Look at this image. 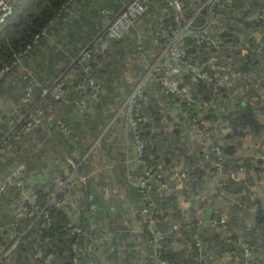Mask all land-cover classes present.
Segmentation results:
<instances>
[{
	"label": "crops",
	"instance_id": "obj_1",
	"mask_svg": "<svg viewBox=\"0 0 264 264\" xmlns=\"http://www.w3.org/2000/svg\"><path fill=\"white\" fill-rule=\"evenodd\" d=\"M124 1L73 0L64 13L48 26L45 32L41 34L38 42L23 59L31 73L30 77L33 81L32 96L35 99L37 97L40 98V87L47 85L54 79L83 46L82 44L104 26L106 21L121 7ZM159 15L162 16V11L158 8L143 14L140 22L138 20L123 38L111 44L108 55L99 63L97 70H95L97 80H100L103 84L100 96L107 90L112 98L111 102H101L100 97H98L97 100L90 103L89 99L86 98V105L82 111L76 109L73 96L62 97L59 102V104L61 103V108L58 110L61 111V118L70 127V131L73 132L79 126L80 136H77V144L81 145L84 144L83 141L85 140L91 141L99 137L96 143L102 146L101 148L96 146L91 151H88L89 157L82 167L92 175L93 181L86 183L85 180L86 184L84 183L83 185L79 183L81 191H84L85 196L92 199L96 205L95 210L86 213L85 216H87V223L91 231L90 235H102L104 237L102 242L103 256L102 259L99 258L101 260L100 264H154L151 249L144 239V235L141 233L139 235L142 238H138L136 231L141 226L138 223L142 219V216L137 211V198L139 195L135 185L132 183L134 175L139 172L136 145L133 142L132 133L126 128L124 114L121 115L122 112L117 107L118 102L113 98V88L107 85L105 80L113 59L119 58L123 69L124 62H126L127 68L123 72L121 71L122 74L121 72L119 74L122 77L129 76L130 73L136 70V62L141 63L142 61L138 52L134 50L137 40L143 42L148 56L153 54L154 50L151 49L150 45V34ZM114 49L118 51L114 53ZM254 59L259 61V57H254ZM260 63L264 65V58L260 59ZM138 72H140V69ZM259 72L262 71L258 70V72L253 74L257 76L255 79L256 83L261 80L260 75L262 74ZM234 74L233 72L229 75L239 78L238 75ZM247 75L251 74L248 73ZM233 82L235 84V78L225 79L221 87L224 99L220 101L216 98L217 96L211 97L208 100L210 103L208 102L198 107V114L201 121L210 126V130L214 129V133L210 131L209 137L219 144L232 143L234 145L235 152L229 158H236L239 155L242 158L241 154L244 149L253 156V158H248L245 162L246 166L242 171L234 175H229L226 172L223 175L226 183H236L241 186V190L226 191L225 193L222 192L221 195L216 194V196H213L216 193V185L211 184L212 182L209 179L208 161L201 159L199 156L200 146L198 145L196 148L190 141H183L184 150L177 158H182L183 161L191 163V170L195 173L192 177L194 185L191 186L189 183L181 185V182L174 181L165 187H155L151 192L153 202H157V206L168 217V220L178 223L186 240L195 235L201 238L205 251V264H227L231 257L228 256L227 249L222 244L225 241V235H229V232L236 233L239 236L245 235L248 232L243 227L245 225L251 227L253 222L256 225L253 229H250L247 236H250V241L258 247L255 253L256 258L264 259V220L259 223L255 222L256 210L260 209L261 215L264 217V186L258 180V170L260 165L263 164V160L259 157L260 151L257 143L258 140L264 139V117L261 115L259 120L255 119V124L253 123L252 125L255 128V132L251 134L241 127L245 125L241 119L236 116L231 119L222 113L223 109H228L234 102L236 103L238 100L244 102L243 97H236V90L233 85H230ZM22 83L18 66L13 67L0 79V133L4 129V125L9 121L7 112L14 108L16 104L18 105L19 95L10 96V93H16L17 91L20 93ZM118 83H120V80ZM156 84L149 81L145 84V88L155 98L154 105L157 104V108L159 107L160 117L158 121L161 124L166 116L163 109L166 106L169 108L170 103L168 100L160 98L158 92L162 89ZM77 91L72 89L70 93L74 95ZM241 92L242 89H239L240 95ZM88 96L93 98L90 95ZM35 104H32V106ZM216 108H218L217 111ZM258 108L264 111L263 105ZM76 119H78V124H76ZM239 121L242 125L239 124ZM39 123L38 127L42 126L44 131L47 130L45 137L49 140V131L53 128L50 127V124L49 128L46 123V125ZM106 124V129L103 130ZM54 130L56 129L54 128ZM69 135L76 134L73 132ZM253 136L255 140L252 138ZM193 138L199 144L196 136H193ZM74 139H76V136L72 137V140ZM54 144L58 145L57 141H54ZM193 147L195 149L192 152L194 154L192 158L191 151ZM197 149L199 150L197 151ZM48 153L42 151L39 153L38 159ZM8 154L9 157H4L3 154L0 155V178L9 170L8 166L4 164V158H10L11 153L9 151ZM173 156L170 153L164 154L163 151H160L159 156L156 158L167 169L175 159L172 158ZM10 160L12 161L11 158ZM70 164L68 166L71 168ZM35 166H32V168ZM74 171H77V169H74ZM46 172H48V169H46ZM106 172L108 174L111 173V182L107 181L106 177L104 179L106 181L102 179ZM44 173L42 172L40 175L32 172L28 173L26 182L23 183L21 188L8 187L5 193L0 194V224L11 218L13 210L22 202L26 195L42 187L43 184L39 182L45 177ZM115 173H119V175L117 176ZM196 188L204 197L201 203L196 202L195 192L190 193L189 191ZM238 192L242 194L239 197L237 196ZM205 205L211 206V212L216 213V209L220 211L218 220L212 215L207 220L202 218ZM231 208L235 210H231ZM231 213L234 215L232 218L230 217ZM169 215L172 217H169ZM197 219H200L201 222L199 221L196 226L195 221ZM219 219L230 220L228 228H220L221 221L219 222ZM160 224L164 225L162 219H155L153 222L154 227H159ZM201 226L205 227L204 230L201 229ZM184 231L186 233L189 231L187 236ZM217 233H219V236H216ZM14 234L15 229L10 227L0 231L2 241L7 242V245L14 239ZM160 249L163 252L172 251L173 257L170 260L175 264L187 262L191 258L189 245L186 242H181V240L160 245ZM82 264L91 263L87 260L82 262Z\"/></svg>",
	"mask_w": 264,
	"mask_h": 264
},
{
	"label": "built area",
	"instance_id": "obj_2",
	"mask_svg": "<svg viewBox=\"0 0 264 264\" xmlns=\"http://www.w3.org/2000/svg\"><path fill=\"white\" fill-rule=\"evenodd\" d=\"M163 1L165 3L163 9L169 11L174 28L170 32L163 31V15L157 17L150 34V45L151 49L154 50L151 56H148V52L145 51L141 40L135 42L134 48L142 59L141 63L144 66V73L142 71L143 74L138 82L132 86L125 99L126 128L132 133L133 140L135 141L133 142L136 145V159L139 165V172L132 179V183L135 185L139 195L137 211L142 216V225L136 230L137 237L142 238L139 234L145 229L149 233V237L144 239L151 249L154 264H172L168 259L160 257L159 240L162 237L168 236L171 232H174V237H177L179 236V232L177 231L178 225L176 222H171L166 229L153 226V222L158 217L159 210L157 211L149 192L155 187H165L174 181L183 182L186 179L189 167L184 163L173 164L166 171H161L160 168L162 166L160 163L153 162L150 165L145 163L144 159L141 158L143 142L136 132L137 121L140 117L137 116L135 110L141 105V101L147 99L145 84L149 81L157 83L162 91L170 95L179 115L188 118L187 131L196 135V138L200 142L199 156L201 159L209 161V167H211L209 179L218 185L220 182L219 177L222 173L221 167L226 160V154L221 151L220 145L217 142L209 140L199 127V122L201 121L196 110L199 105L207 104V98L201 96L202 99L199 101L197 94L193 90V86L202 81L212 91L217 92L228 77L227 70L228 67H231V61L234 58L231 56V49H239L245 54L240 57V61H247L251 58L248 54H264V0H260V3L255 7L250 6L252 10L247 14L243 10L247 9V2H254L253 0H243L241 3L235 0ZM13 2L14 0H0V24L11 13ZM146 2L147 0H125L121 7L106 21L104 26L97 30L72 59L69 60L66 65L67 70L60 71L50 83L40 87L39 96L43 98L44 103L25 108L26 111L19 119L21 122L19 131L21 133L26 134L28 129L37 122L44 121L45 123H50V119H53L51 124L55 129L63 134L69 132L70 127L64 120L59 118L54 119V107L55 103L66 94L67 85L70 87L68 82L71 80V71L74 68L80 69L81 77L77 82V88L81 92H87L91 97H95L101 89V83L91 74L94 55H102L113 40L119 39L128 33L142 17L146 8ZM188 3H192L193 8L191 16L186 17L184 12ZM201 9H205V12L201 15L200 22L195 24L192 17ZM241 11L244 14L240 13ZM234 18L243 19L249 25L240 30V32L235 31L232 35H221L219 33V26L224 20L229 21L230 25L235 23L233 22ZM250 21L255 22L252 25ZM38 36L39 34L35 33L21 50L16 51L13 61L5 63L0 67L1 77L5 72L11 70L13 66H18L20 78L23 80L19 100L25 104L31 99L33 83L30 82V72L21 62L20 56L31 47ZM186 37H192L198 46L203 45V52L198 51V48H196L195 51L187 53L186 47L183 44V39ZM250 37L252 41L249 40ZM223 51L227 52V54L223 55ZM189 60L191 63L188 62ZM263 67L264 65H261L263 74L260 75V78L262 81H264L262 79L264 78ZM182 71L184 72L182 73ZM186 73V77L181 76ZM85 105L86 97L80 95L75 100L76 109L82 111ZM141 119L143 120L144 117ZM11 132L0 135V155L5 151L6 142ZM257 143L260 151L259 157L263 160V164L260 165L258 170V180L264 186V139L258 140ZM146 155L147 158L153 159L151 153H147ZM241 156L253 158L251 153L245 149ZM243 168V163H239L238 167L232 170L230 174L234 175L242 171ZM22 171V164L17 163L1 177L0 194L5 193L8 187H22L24 182ZM80 179L83 182L85 181L84 177H80ZM66 181L57 180L56 185L52 187L53 193L48 197L47 203H53L54 205L66 203L69 194L68 190H66L68 186L65 187L67 185ZM55 194H58L59 197H54ZM87 199L88 197L85 196L83 201H85V204L87 203V209L93 212L96 205L93 201L86 202ZM39 214L45 215L44 207L36 203L33 193L26 195L22 202L13 210L11 218L0 224V231L7 227L15 229L14 239L9 245L1 243L0 240V258L3 256L7 258L11 249L9 247L14 245L18 237L24 233L25 228L20 232L16 230L18 220L25 216L34 219ZM196 223H199V219H197ZM70 232L75 235L82 234L87 238L86 242L83 243V247L78 246L73 241L71 249L74 252H87L90 256L89 262L91 264H100L101 260L99 258L102 259L103 256L102 242L104 237L102 235H89L79 225H72ZM192 245L194 250L192 264H204L205 252L202 242L199 238L194 237ZM228 255L231 257L232 264H264V259L256 258V254H253V249L247 244L243 246L240 255H231L229 252ZM46 258H49V253L46 254ZM71 262L72 264H78L76 254L71 256ZM42 264H48V260Z\"/></svg>",
	"mask_w": 264,
	"mask_h": 264
},
{
	"label": "trees",
	"instance_id": "obj_3",
	"mask_svg": "<svg viewBox=\"0 0 264 264\" xmlns=\"http://www.w3.org/2000/svg\"><path fill=\"white\" fill-rule=\"evenodd\" d=\"M72 1L73 0H14L12 4L11 13L6 17L5 21L2 24H0V67L5 63L13 61L15 58L14 54L16 53V51L21 50L24 47V45L33 37V35L35 33H38L39 36L36 39V41L31 45V47L25 53H23L20 56L21 62L23 63V65L26 66L23 60L24 56L38 42L41 34L45 32L48 26L51 25L57 18H59L64 13L65 9L71 4ZM198 1H202V0H198ZM238 1L241 3L243 0L242 1L238 0ZM249 3L247 2V5H246L247 9L243 10L244 13L246 14L252 10V7L257 6L258 1H255V2L250 1ZM164 4L165 3L163 0H147L146 8L143 14L153 11L154 8L160 9L162 11V15L164 19V24L162 26L163 31L170 32L171 29L174 28V26H173V22L169 14V11L166 9H163ZM188 5L190 6L188 7ZM192 8H193L192 3H188L186 6V11L184 13L186 17L191 16ZM243 11H241L240 13H243ZM204 12H205V9L199 10V12L192 17L193 23L195 24L199 23L201 20V15H203ZM244 21L243 19H240V18H234L233 22L235 23H232L230 25L229 21L224 20L223 23L219 26V30H220L219 33L221 35H232L234 34L235 31L239 29L243 30L246 26L249 25V23H246ZM250 22H252V25H253L255 21H250ZM90 38L91 37H89L87 40H89ZM119 39L113 40L110 43L109 47L104 51L102 55L100 54L94 55V58L92 60V69H91V74L93 75V77L96 78L95 70H97L99 63L102 60H104L106 56L108 55L107 53L110 50L111 44L114 41H119ZM249 40L252 41L251 37ZM86 42H84L82 45L84 46ZM183 44L186 47L187 53L195 51L196 48H198V51H201V52H203L204 50V46L203 45L198 46L192 37L184 38ZM117 51L118 50L115 49L114 53H116ZM188 62L191 63L190 60ZM233 63L236 64L237 68L243 71H246L248 66L252 67L251 68L252 70L249 72L252 75L250 76L251 83L243 82L244 84H246V89L248 90V91H245L246 96L245 98H243L244 102L238 100L236 103L234 102V104H232L228 109L226 110L223 109L222 113H224L231 119H233L232 117L234 116H236L238 119H241L242 123L245 124L241 127L244 128L246 131L250 132L251 134H253V132H255V128L252 125L253 123L255 124V119L259 120L261 118L260 117L261 115H263L264 117V114H263L264 111L258 108L261 105L264 106V81L260 80L258 83H256L255 79L257 76L253 75V71H255V73L258 72V70L253 69V66L255 67L258 66L259 61L254 59L253 57L247 61L241 60L239 63H237V59L232 58L231 68H233L234 66ZM66 68L67 67L65 66L60 71L67 70ZM262 69L264 71V67ZM7 72H5L0 77V79H2ZM183 72L184 71H182V73ZM71 74H72L71 80L69 81L68 79L69 81L68 83L70 84L71 87H73L72 89L74 91L75 90L80 91L77 88V82L80 80V77H81L80 69L74 68V70L71 71ZM181 76L186 77L187 73ZM262 79L264 80V78ZM30 80H31L30 82L33 83L31 77H30ZM193 87H194L193 90L195 91V94L199 96L198 97L199 101H201L202 99L201 96H205V98L208 99V98L217 96V93L223 90L220 87L217 90V92H214L207 85H204L202 81H199L198 83L194 84ZM100 92H101V89H100ZM145 92L147 93L146 94L147 99L141 101L140 103L141 105L135 110V112H137V116L140 117V119L137 121V126H136L137 131L136 132L140 136L141 138L140 140L143 142V153L141 154V158L144 159L145 163L151 165L153 164V162L159 163L156 157L159 156L160 151H163L164 154L170 153L171 155H173V151H172L173 149L171 148L172 150H169L166 147V145L164 144L162 145V143H160L159 138L156 139L157 132L155 131L156 129L155 130L153 129V127H154V122L156 123L159 122L158 121V118L160 117L159 107L157 108V104L154 105L155 98L152 97L151 94H149L147 90ZM163 95L167 97V100L169 101L172 109L176 111L175 113L178 116L177 121L179 122L180 126L174 129V133L175 135H180L181 137L180 131H183L186 128V125L188 124V118L179 115L176 107L173 104V100L171 99L168 93L164 92ZM61 99L62 97L59 100ZM32 102L36 103L35 105H37L38 103H39L38 105H41L44 103V100L41 97L40 98L37 97L36 99L34 98ZM32 102L31 101L28 102V105L30 107H32L31 105ZM217 109L218 108H216V111ZM58 111H59V115H57V117L55 115L54 119L59 118V119L64 120L63 118H61L62 117L61 111L60 110ZM207 115L211 116L210 114H207ZM142 117H144L143 120L141 119ZM171 119H174V118H171ZM49 122L50 123H46L47 126L49 127V124H50V127L51 128L53 127L54 129V126L51 124L53 122V119H50ZM41 123H44V125H46L44 121ZM20 124L21 122L20 123L16 122L14 124V129L19 131L18 127L20 126ZM239 124L242 125L240 121H239ZM150 128H152V130H150ZM9 134H13V133L11 132ZM212 141L216 142L215 140H212ZM198 145L200 146V143ZM220 147H221V151L224 154H226V160L224 161L221 167L222 173L219 177L220 182L218 186L215 188L216 193L213 194V196H216V194L221 195L222 192L224 193L226 191L229 192V190H232V191L241 190V186H239L236 183H231V184L226 183V179L223 177V175L226 172L230 175V172L232 170H235L238 167L241 157L237 156L236 158H229L235 152V147L232 143L230 144L226 143L225 145L224 144L220 145ZM176 148H178V150L175 149L177 151V154L178 155L181 154L184 150L183 141L181 142V144L179 143L178 147ZM194 149L195 147H193V150ZM147 153H151L153 155V159L147 158V155H146ZM242 158L244 159L245 157H242ZM73 160L76 161V159H73ZM18 162H21V161H18ZM182 163L188 165L189 172H190L191 170L190 165L186 161H183ZM172 165H173V162L171 163L170 166H168L167 169H169ZM243 165H244L243 167L246 166L245 162L243 163ZM78 167H80V165ZM153 167L156 168L155 166ZM162 168H160L161 171H162ZM78 170L80 169L77 168L76 172H78ZM210 172H211V167H209L208 176ZM78 182L81 185L85 183V181L83 182L81 179H79ZM193 185H194V182L192 181L191 186ZM66 190H68L69 192V190H72V189L68 185ZM82 192L83 194L85 193L84 191ZM32 193L35 196L36 203L44 207L45 215L39 214L34 219H32L31 217L25 216V217H22V219L18 220L17 222L18 225L16 227V230L20 232L25 228L24 233L21 234L20 237H18V239L16 240V243L10 249V252H9V255H7V258H5L4 256L0 258V264H40V263L42 264L46 262L47 260H48V264H72L71 256L73 254L77 255L78 264H82V262L90 260V256L87 252H84V251L74 252L71 249V243L73 241H75L78 246L83 247V243L86 242V239H87L86 236L82 234L75 235L70 232V228L72 225H79L85 231H87V234L89 233L90 235L91 231L88 227L87 216H85L86 213L90 212L87 209V203L85 204V201L81 199L82 207L80 208V211H78L76 220L71 221V218L67 210L65 209L66 203H62L60 205H54L53 203H47L48 197H50L51 193H53L51 186L43 185L42 187L37 188ZM54 197H59V195L55 194ZM86 202H92V199L88 198ZM154 205L156 206L157 211L159 210L160 212L159 218H161L164 223V225L160 224V226L157 228L166 229L171 222H176V221L168 220V217H166L162 213L161 209L157 206L158 205L157 202L154 201ZM231 210H235V209L231 208ZM216 213L218 214V217H219L218 211ZM256 213L257 214L255 216V222L256 223L262 222L264 220V217L261 215L262 214L261 210L260 209L256 210ZM233 216L234 215L231 213L230 217L232 218ZM169 217H172V216L169 215ZM229 222L230 220H225L223 222L221 221L220 228H228V226L230 225ZM255 225L256 224L253 222V225L251 227L245 225L243 228L249 233L250 229H253ZM177 231L179 232V236L177 237H174L175 233L171 232L169 233L168 236L160 238L159 246H158L160 250V255H161L160 257L166 258L172 264H175L170 260V258L173 257V252L172 251L163 252L160 249V245L168 244L171 241L181 240V242H184V243L186 242L189 245V249H191L190 260L187 262L181 263V264H192L193 255H194L192 238H189L186 240V238L183 235V231H181L179 225L177 227ZM188 233L189 231H187V233L184 231V234H186V236ZM248 233L245 235L243 234L239 236V235H236V233L229 232V235L225 237V241L222 243L224 245L223 247L227 249V253L229 252V254L231 255H234V254L240 255V253L242 252L243 246L247 244L249 247L253 249V254H255L257 252L258 247L256 244L250 241V236H247ZM142 234L144 235V238L149 237V233L147 232L146 229L142 232ZM216 236H219V233H217ZM0 240H1V243L7 245V242H3L1 237H0ZM47 253H49V258H46ZM204 261H205V258H204Z\"/></svg>",
	"mask_w": 264,
	"mask_h": 264
},
{
	"label": "rangeland",
	"instance_id": "obj_4",
	"mask_svg": "<svg viewBox=\"0 0 264 264\" xmlns=\"http://www.w3.org/2000/svg\"><path fill=\"white\" fill-rule=\"evenodd\" d=\"M235 1L238 2V0H235ZM253 1L254 2L258 1V3H260V0H253ZM189 6L190 5H188V7ZM185 11H186V9H185ZM139 22H140V19H139ZM237 32H240V29L237 30ZM114 51H115V49L113 50V52ZM230 53H231L232 57L237 59V63L240 62V57L245 55L239 49H231ZM251 53H253V52H251ZM226 54H227V52L223 51V55H226ZM248 55L251 58L254 57V56H258L259 57V63H260V59L264 58V54H260V55L248 54ZM251 58H249V59H251ZM124 63L126 64V62H124ZM136 63H137V65L135 67L136 70L133 73H130L129 76L127 75L125 77H122L119 74H120L121 71L123 72V70H125L127 68V65L124 64V69H123L122 68V64L120 62V59L119 58L116 59V60L113 59L111 61V65H110V67L108 69V74H106L105 82L107 83V85H109V86H111V88H113L112 89L113 98L116 99V101L118 102V106L117 107L122 112L121 115L124 114V118L125 117L127 118L126 105H125L126 96L130 92V89L132 88V86L136 82H138L139 78L144 73L143 64H140L138 62H136ZM233 65H234L233 68H231V67L229 68L228 67V70H227L228 77L226 78V80L228 78L229 79L230 78L237 79L235 84L233 82L230 85L234 86V88L236 90L235 95H236L237 98H239V97H243L244 95H246L245 91H248L246 89V84H244L243 82L251 83L250 76H252V75H247V74L252 70L251 69L252 67L248 66L247 70L243 71V70L237 68L235 63H233ZM139 69H140V72H138ZM253 69L261 70V66L260 65H258L256 67L253 66ZM142 71H143V73H142ZM122 72H121V74H122ZM233 72L235 73L234 75H238L239 78L237 76L233 77V76L229 75V74H232ZM254 73H255V71H253V74ZM259 73L263 74V72H259ZM119 80H120V83H118ZM98 81L100 82V80H98ZM102 85L103 84L101 83V87H102ZM156 86H158V85L156 84ZM239 89L240 90L242 89L241 95L239 93ZM71 90L72 89L69 86H67V92L64 95L65 98L73 96L75 98V100H76L78 98V96L81 95V96H84L87 99H89L90 103L95 101V100H97L98 97H100L101 102H104V103H107V101H109V102L112 101V98L109 95L107 90L105 92H103L102 96H100V93L102 91L101 92L99 91L100 93H98L97 96L93 97L95 99L90 98L88 96L89 94L87 92L77 91L74 95H71V93H70ZM158 93H159L161 99H163V100L166 99L167 100V97L165 95H163L164 93H163L162 90H160ZM11 95L18 96V95H21V93H19V91H17L16 93L15 92L14 93H10V96ZM197 97H199V96L197 95ZM216 98L219 99L220 101H222L224 99L223 90L219 91L217 93V97ZM31 99H34V96L31 95ZM210 99L211 98H208L207 101L210 100ZM32 101L33 100H31V102ZM60 101L61 100H59V101H57L55 103L54 116L56 115V117H57V115H59L58 109L61 108V103L59 104ZM209 103H210V101H209ZM32 104H34V103L32 102L31 105ZM199 106H203V104L199 105ZM26 107H30V106L28 105V103H26V104L25 103H21L20 100H19V97H18V105L16 104V106L14 108H11V110L7 112V115L9 116V121H8V123H6L4 125V129L2 130L0 135H3L5 133H7V132H11V130H12L13 134H9V138H8V140L6 142V149L2 153L4 157H9V154H8V151H9V153H11L10 154V158L12 159V161L10 160V158H4L3 157L5 159L4 160V164H6L8 166L7 168H9V170H10V168L12 166H14L15 164L21 163L22 164V168H23L22 174H23L24 182H26V176L28 175V173H31V172L34 173V174L37 173V175H40V173L45 172L44 173L45 177L43 179H41V181L39 183H41L43 185H49L51 187L56 185L57 180H59V181L62 180V182L67 180L66 181L67 185L65 187H67L69 185L72 190H69L68 199L66 201L65 209L67 210V212H68V214H69V216L71 218V221H74L76 216H77V212L80 211V208L82 207V200L81 199H83L85 197V195H86V194H83V192L81 191V188L79 186L78 180L80 179V177H84V179L86 180V183L88 181H93L92 175H90V173H88L86 171V169L85 168L83 169L82 167L84 166V164L86 163V161H87V159L89 157L88 156V151H91V149L96 147V146L98 148L102 147L99 143L98 144L96 143L97 142L96 140L99 137L97 139H92L91 141L85 140V141H83L84 144L78 145L77 144V142H78L77 136H80L79 126H78V129L73 131L76 135H69L70 133L71 134L73 133V132L70 131V129H69V132L66 133V134H63V133L61 134L60 132H58V131H56L54 129H51L49 131L50 132L49 140H47V137H45V135H46L45 133L47 132V130L44 131L42 126L38 127L37 125H40L39 122H37L32 127H30L26 134L20 133V131L14 129V124L16 122L20 123L19 119H20V117H22V115L26 111L25 110ZM163 110L165 111V113H168V114H166L165 119L163 120V123L158 124L159 122L158 123L154 122L153 129L154 130L156 129L155 131L157 132L156 139L159 138L160 143H162V145L163 144L166 145V147L169 150L173 149L172 151H173V155L174 156L172 158H175V159L172 162H173L174 165L182 164L183 159L179 158V159H181V160H179L177 158L178 154H177L176 150H178V148H176V147H178L179 143L181 144L182 141H190V143L193 144V146H195L197 148L198 144H197L196 140H194V138H193V136H196V135L194 133H190V132L187 131V125H186V128L183 131H180L181 137H180V135H175L174 129L176 127L180 126L179 122L177 121L178 116L175 113L176 111L171 108V105L169 106V108L166 106ZM196 111L198 113V108H197ZM198 116H199V114H198ZM171 118H174V119H171ZM199 120L201 121V118H199ZM76 122H77L76 124H78V119H76ZM106 126H107V124L104 125V129L103 130L106 129ZM199 127L201 128L203 133L208 137V139L212 141L213 139L211 137H209V136H210L211 132L214 133V131H213L214 129L210 130V126H208V124L205 123L204 121L199 122ZM18 129H20V126L18 127ZM78 133H79V135H78ZM81 135H82V132H81ZM75 136H76V139L72 140V137H75ZM139 138H140V136H139ZM252 138L254 139L255 137L253 136ZM54 141H57L58 145H55ZM197 141H198V139H197ZM198 143H200V142L198 141ZM220 145H223V144H220ZM198 150L199 149H197V151ZM42 151L49 152V153L46 156H42L40 159H38L39 153H41ZM193 151L194 150L192 149V151H191L192 158L194 156V154L192 153ZM44 154H46V153H44ZM47 157H49V158L47 159ZM248 158L249 157H245L244 159L240 158L241 159L240 163L246 162L248 160ZM73 159H76V161L73 160ZM17 161H21V162H17ZM12 162H13V165H12ZM187 163H189V165L191 164L189 161H187ZM208 163H209V161H208ZM32 164H34V165H32ZM69 164L71 165V168L68 166ZM31 165L32 166L36 165V166L32 168ZM79 165H80V167H78ZM46 167H48V168H46ZM77 168L80 169V170H78V172L74 171V169H77ZM190 168H191V165H190ZM46 169H48V172H46ZM163 170L166 171L167 169L163 167L162 171ZM46 173H47V175H46ZM115 175L118 176L119 173H115ZM194 175H195V173L193 171L191 172V170H190V172H189V170H188L186 179L183 182H181V185H183V184L187 185L188 183L191 185L192 181H193L192 177ZM105 177H106L107 181L111 182V178H112L111 177V173H109V174L107 172L104 173L102 179L104 180ZM106 180H104V181H106ZM211 184H215L216 187L218 186L217 183H215V182H212ZM152 191L153 190H151L149 192V195H150L151 200L153 201V198L151 197V192ZM189 191H190V193L193 192V191L195 192V200H196L197 203L198 202L201 203L203 201V195H202V193L200 191H198L197 188L194 189V190H189ZM229 192H232V190H229ZM199 193H201V194H199ZM241 195H242L241 193H239V192L237 193L238 197L241 196ZM216 210L220 214V211L218 209H216ZM159 219H161V218H159ZM199 221L201 222L200 219H199ZM220 221L223 222L224 220H220L219 219V222ZM138 224H139V226L142 225V220ZM195 224L197 226L196 221H195ZM204 228H203V226H201V229L204 230ZM222 236H224V235H222ZM194 237L199 238L200 241L202 242L201 238L199 236H197V235L193 236L192 240L194 239ZM225 237H226V235H225ZM221 241H223V240H221ZM12 247H13V245H11L9 248H12ZM227 262H228L227 264L233 263L230 258H229V260Z\"/></svg>",
	"mask_w": 264,
	"mask_h": 264
},
{
	"label": "water",
	"instance_id": "obj_5",
	"mask_svg": "<svg viewBox=\"0 0 264 264\" xmlns=\"http://www.w3.org/2000/svg\"><path fill=\"white\" fill-rule=\"evenodd\" d=\"M213 216L216 220H218V215H217V213H215V212H211V206L210 205H205L204 207H203V213H202V218L203 219H209L210 218V216Z\"/></svg>",
	"mask_w": 264,
	"mask_h": 264
}]
</instances>
